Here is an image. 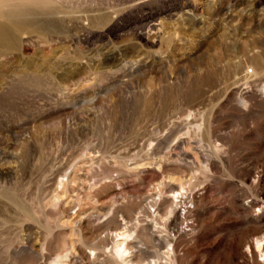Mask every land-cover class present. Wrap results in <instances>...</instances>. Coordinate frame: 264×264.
Instances as JSON below:
<instances>
[{
    "label": "rangeland",
    "instance_id": "rangeland-1",
    "mask_svg": "<svg viewBox=\"0 0 264 264\" xmlns=\"http://www.w3.org/2000/svg\"><path fill=\"white\" fill-rule=\"evenodd\" d=\"M22 3L54 26L0 58V264H264V0Z\"/></svg>",
    "mask_w": 264,
    "mask_h": 264
},
{
    "label": "bare ground",
    "instance_id": "bare-ground-1",
    "mask_svg": "<svg viewBox=\"0 0 264 264\" xmlns=\"http://www.w3.org/2000/svg\"><path fill=\"white\" fill-rule=\"evenodd\" d=\"M40 9V8H39ZM38 7L35 5L33 7H27L25 4L22 3V0H0V58H3L5 56H8L13 51H17L18 43H20V40L23 37L36 34V35H46L48 32H50V29L52 28L51 22H43L39 20L40 12ZM56 27V26H55ZM54 30V29H53ZM58 30V29H57ZM54 33V31H53ZM49 34V33H48ZM150 35V34H149ZM253 73V72H252ZM35 77V76H34ZM47 80V79H46ZM31 82L34 85H37L40 83L39 78H32ZM37 87V86H36ZM43 89V88H42ZM264 89V88H263ZM42 92V91H41ZM3 109V108H2ZM48 156V155H47ZM47 169L44 170L45 175L47 172L51 170V165L53 163L52 159L50 158L47 160ZM85 164V163H84ZM78 172V171H77ZM65 177V176H64ZM75 177V176H74ZM66 179V178H65ZM79 182V181H78ZM71 183V182H70ZM41 184V183H40ZM47 184V183H46ZM67 185V184H63ZM62 186V184H61ZM59 187V186H58ZM63 187V186H62ZM66 187V186H65ZM62 190V189H61ZM76 190V188H75ZM163 190V189H162ZM62 192V191H61ZM175 192V191H174ZM159 193V192H158ZM165 193H173V189L168 187V189L165 190ZM174 194V193H173ZM176 194V193H175ZM155 195V194H154ZM7 196V195H6ZM150 196V195H149ZM153 196V194H152ZM166 196V195H165ZM68 197V196H67ZM151 197V196H150ZM149 198V197H148ZM173 199V198H172ZM176 199V198H175ZM10 200V199H9ZM152 200V199H151ZM159 200V199H158ZM162 200V198H161ZM187 200V199H186ZM13 205H17V202L15 199L10 200ZM183 201V197L180 198L179 203ZM162 203L159 206V214H164L168 210H170V213L172 215V226L175 227L179 223L183 224L188 221L189 216L191 213H189L188 210H184L185 214L184 217L181 218L179 214V208L176 203L171 199H165L161 201ZM185 204V203H183ZM45 207L47 208H53L55 207V199L54 197L49 199V201L46 203ZM38 208V207H37ZM51 212V211H50ZM53 214L50 213V215ZM85 214V213H84ZM81 215V214H80ZM88 215V214H87ZM192 216V215H191ZM167 217V216H166ZM72 218V217H71ZM142 218V217H141ZM1 219V216H0ZM4 219V218H3ZM62 219V218H61ZM149 219V218H148ZM154 219V218H153ZM164 219V218H163ZM162 220V219H161ZM4 221V220H2ZM146 224V223H145ZM79 225V224H78ZM94 226V225H93ZM137 226V225H136ZM143 226V225H142ZM161 227V226H160ZM157 228V227H156ZM180 228V227H179ZM188 228V227H187ZM139 229V228H138ZM190 229V228H189ZM146 230V229H144ZM144 230L141 231V235H143ZM182 230V229H181ZM94 231V230H93ZM137 231V230H136ZM109 232V231H108ZM130 230H125L123 233H115L114 235H106V237L101 241L100 246L107 247L112 237L115 239H122L124 243L119 244L115 247V253L119 258H123L124 255L128 254L130 251V246L125 241L130 239ZM178 232V231H177ZM112 233V232H111ZM134 233V232H133ZM148 233V232H147ZM187 231H182L179 233L178 239L181 238L182 235H186ZM176 236V235H175ZM176 239V238H175ZM168 240L167 243H171L175 247L178 245L177 240ZM183 240V239H182ZM117 241V240H116ZM166 241V240H165ZM182 242V241H181ZM121 243V242H120ZM165 243V242H164ZM166 243V244H167ZM124 248H122L124 245ZM180 244V243H179ZM109 246V245H108ZM122 246V247H121ZM181 246V245H180ZM254 246L258 251L263 249L264 251V244L262 242L256 241ZM87 248V247H86ZM114 249V248H113ZM256 250V251H257ZM101 251V250H98ZM107 251V250H106ZM130 256V254H129ZM135 257V256H134ZM97 260V259H96ZM126 261V260H124ZM92 263V261H91ZM155 263V262H154ZM53 264H61L60 262H55ZM113 264V263H112ZM117 264V263H116ZM121 264V263H120ZM125 264V263H124Z\"/></svg>",
    "mask_w": 264,
    "mask_h": 264
}]
</instances>
